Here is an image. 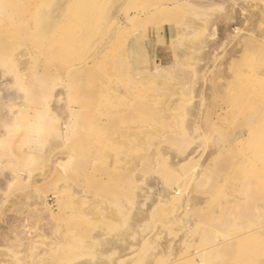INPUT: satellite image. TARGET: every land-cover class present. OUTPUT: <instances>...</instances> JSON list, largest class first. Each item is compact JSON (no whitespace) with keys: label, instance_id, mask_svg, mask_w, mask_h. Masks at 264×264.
I'll use <instances>...</instances> for the list:
<instances>
[{"label":"rangeland","instance_id":"obj_1","mask_svg":"<svg viewBox=\"0 0 264 264\" xmlns=\"http://www.w3.org/2000/svg\"><path fill=\"white\" fill-rule=\"evenodd\" d=\"M35 1L57 0H0V264H227L237 231L264 260V149L237 109L264 102V0H101L57 26L94 80L16 17Z\"/></svg>","mask_w":264,"mask_h":264},{"label":"bare ground","instance_id":"obj_2","mask_svg":"<svg viewBox=\"0 0 264 264\" xmlns=\"http://www.w3.org/2000/svg\"><path fill=\"white\" fill-rule=\"evenodd\" d=\"M124 0H108V4L114 6L116 3L122 4ZM37 1L33 3H29L26 5L24 10L19 13L18 19L21 21H27L32 19H42L45 20L46 24L41 28V32H50L52 31L54 34L55 28V44H50L45 46L46 53L50 54L53 58L59 60L61 59V65L59 66V70L61 74H65L67 77H70L71 73H74L77 69H84L79 75L83 74L84 78H89L94 80L96 75L94 72L89 71L90 63L97 60L98 58L84 59L82 60L80 57H77L75 53L69 49V46L64 42L65 39L60 37V32L57 26H65L70 27L71 22H74L75 25L79 28L84 26L93 19L96 18V13L100 11V7L104 4L101 0H57L53 6H43L36 5ZM123 9V8H122ZM130 8L128 7L124 11L125 16L130 15ZM143 12V11H142ZM123 13V12H122ZM117 18V17H116ZM105 20L114 19L112 15L108 12L104 16ZM27 38L31 39V33L26 30ZM68 64V65H67ZM75 79V85L81 83L82 80L77 77ZM258 85L263 88V83L259 82ZM251 106L242 108L238 106V111H242L244 115L248 116L247 120L244 121L243 124L250 127V134H259L260 135V143L259 147L264 149V102H254L251 101ZM255 103V105H254ZM243 126V125H242ZM61 130V129H60ZM236 175L237 173H233ZM250 180L248 182L247 180ZM246 186L252 185L253 189L256 191L262 192L264 194V172L260 170L252 171L249 176L247 175ZM255 226L251 224L248 226L247 232L249 234H253L258 228L264 227V220L260 222H255ZM244 231H237L232 233L230 238H226L225 241H230L228 246H223L219 248V253L226 260L227 264H264V260L259 259L251 250H248L246 254L242 251L243 240L237 238L242 235ZM251 236V235H250ZM251 243V241H248ZM197 264H203L202 261H199Z\"/></svg>","mask_w":264,"mask_h":264}]
</instances>
